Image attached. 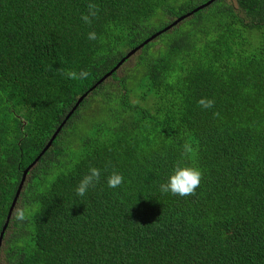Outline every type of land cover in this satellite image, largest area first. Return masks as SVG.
<instances>
[{"label":"trees","instance_id":"16d2710c","mask_svg":"<svg viewBox=\"0 0 264 264\" xmlns=\"http://www.w3.org/2000/svg\"><path fill=\"white\" fill-rule=\"evenodd\" d=\"M178 163L192 195L160 191ZM1 236L8 264H264V0H0Z\"/></svg>","mask_w":264,"mask_h":264},{"label":"clouds","instance_id":"9594fccd","mask_svg":"<svg viewBox=\"0 0 264 264\" xmlns=\"http://www.w3.org/2000/svg\"><path fill=\"white\" fill-rule=\"evenodd\" d=\"M96 14V5L94 3H89V11L83 15V20L86 23L91 24L92 17H94ZM96 38L97 34L95 31L88 33V39L95 40ZM67 75L71 78L85 79L89 74L87 71L82 70L78 74L76 72H69ZM197 103L201 109H210L214 106L215 101L211 98L201 97ZM191 153H193L192 146L189 143H184L181 155L187 156ZM202 176L203 173L199 167L186 164L181 165L178 163L169 174L166 182L160 185V191L163 193L170 192L173 195L181 197L192 195L201 184ZM101 179V168L90 166L88 171L82 176L75 187L76 196L81 198L85 197L90 189L95 188L101 182ZM123 183L124 177L118 171H113L112 174L107 177V186L109 188H118ZM81 202H83V200ZM30 215L31 209L22 207L16 211L15 218L18 222H24Z\"/></svg>","mask_w":264,"mask_h":264},{"label":"water","instance_id":"95a60500","mask_svg":"<svg viewBox=\"0 0 264 264\" xmlns=\"http://www.w3.org/2000/svg\"><path fill=\"white\" fill-rule=\"evenodd\" d=\"M177 21V20H176ZM175 21V22H176ZM170 27V26H169ZM155 36V34L153 35V36H151V37H149L148 39H146L142 44H141V46H143L145 43H147V42H149V41H151L152 39H153V37ZM140 46V47H141ZM139 48V47H138ZM138 48H135V49H133L127 56H125V57H123L120 61H119V63L115 66V68L113 69V70H111L108 74H106L105 76H103L98 82H96L91 88H89V90L88 91H86L84 94H82L79 98H78V100H77V102H76V104L74 105V107L70 110V112L67 114V116H66V118L63 120V122L57 127V129L55 130V132L52 134V136H51V138H50V140L48 141V143L45 145V147L41 150V152H40V155L38 156V157H40L42 154H44L45 153V151H47L51 146H52V143H53V141H54V139L56 138V136L58 135V133L60 132V130H61V128L63 127V125L65 124V122L70 118V116L74 113V111L77 109V107L80 105V103L84 100V98L92 91V90H94L96 87H97V85L99 84V83H101L103 80H105L110 74H112L113 72H114V70H118L119 69V67L121 66V64H123L127 59L126 58H128L129 56H131V55H133L136 51H137V49ZM18 192H17V195H16V197L14 198V200H13V203H12V205H11V207H10V210H9V214H8V216H7V222H6V224H5V226L3 227V230H2V234L4 233V231H5V229H6V227H7V225H8V222H9V220H10V218H11V216H12V212H13V210H14V207H15V202H16V200H17V196H18ZM2 236H1V238H0V249H1V246H2Z\"/></svg>","mask_w":264,"mask_h":264},{"label":"rangeland","instance_id":"374dc122","mask_svg":"<svg viewBox=\"0 0 264 264\" xmlns=\"http://www.w3.org/2000/svg\"><path fill=\"white\" fill-rule=\"evenodd\" d=\"M0 264H8V262L5 259H0Z\"/></svg>","mask_w":264,"mask_h":264}]
</instances>
